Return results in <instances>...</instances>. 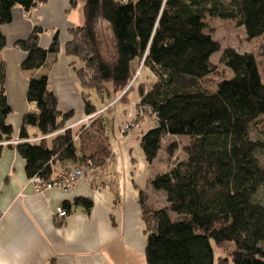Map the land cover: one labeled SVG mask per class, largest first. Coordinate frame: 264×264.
Segmentation results:
<instances>
[{
  "label": "trees",
  "instance_id": "16d2710c",
  "mask_svg": "<svg viewBox=\"0 0 264 264\" xmlns=\"http://www.w3.org/2000/svg\"><path fill=\"white\" fill-rule=\"evenodd\" d=\"M47 1L0 0V50L7 44L1 26L10 23L14 7L30 12ZM68 1L71 8L78 4ZM83 3V21L68 29L69 38L62 46L55 31L43 47L40 37L45 27L40 24H33L26 37L15 41L26 52L20 69H39L49 55L61 51L76 58L79 65L73 68L87 114L113 99L126 101L137 84L130 83L139 64L156 77L150 89L136 85L138 106L148 107L155 121L139 144L146 162L159 159L163 165L138 190L146 264H264V200L258 197L264 187V128L259 126L264 123V81L258 60V55L264 56V43L259 45L260 54L222 47L213 35L214 27L203 20L236 19L244 26L246 39L260 40L264 0ZM102 21L112 29L110 56L100 45ZM219 50L218 63L230 69L229 77L219 64L209 61ZM6 69L7 63L0 59V156L4 146L14 145L25 160L27 176L45 180L55 176L60 162L90 169L104 165L112 154L113 118L102 112L88 124L69 127L73 110L60 109L46 72L28 77L26 99L37 110L22 115L18 138L29 137L28 126L38 127L47 137L10 143L14 128L8 121L13 110L6 95ZM214 73L217 78H211ZM170 135L188 137L181 154L175 153L181 137L169 140ZM153 192H162L165 203L157 205ZM63 203L65 209L71 204L86 209L93 205L87 196ZM212 240L218 247L233 241L231 261L219 255L215 262Z\"/></svg>",
  "mask_w": 264,
  "mask_h": 264
},
{
  "label": "crops",
  "instance_id": "0c3cea01",
  "mask_svg": "<svg viewBox=\"0 0 264 264\" xmlns=\"http://www.w3.org/2000/svg\"><path fill=\"white\" fill-rule=\"evenodd\" d=\"M76 2L77 6L71 8L68 0H49L30 12L16 6L10 23L1 26L7 40L0 50V59L7 63L6 95L13 110L8 121L14 128L13 139L19 137L22 115L36 111L25 94L30 74H48L49 88L56 94L60 109L73 110L69 127L85 123L83 119L90 115L83 111L73 68L79 65L76 58L61 51L58 55H49L43 67L21 71L20 63L26 52L14 44L31 32L33 24H40L45 27L41 45L48 46L58 31L62 46L69 38L68 29L83 21L84 0ZM255 40L259 41L258 45L264 41L263 38ZM155 81L156 77L144 66L142 79L137 84L150 89ZM136 85L126 101L113 99L105 103L110 107L104 113L114 123L111 157L103 166L84 173L68 189L51 187L37 192L29 182L25 160L16 147L4 146L0 156V264H146V234L138 190L163 165L159 159L146 162L139 144L140 137L155 121L148 112L137 115L140 100ZM105 104L99 105L98 110ZM135 118L138 122L135 128L124 134L119 132L125 121ZM28 134L30 138L41 136L34 126H28ZM74 166L77 165L72 162H60L55 165V175L68 173ZM152 195L157 205L165 203L162 192ZM158 195L163 201L158 200ZM78 196L91 198L92 207L71 204L66 207L67 215L58 217L56 208L63 206L64 201L73 203Z\"/></svg>",
  "mask_w": 264,
  "mask_h": 264
},
{
  "label": "rangeland",
  "instance_id": "374dc122",
  "mask_svg": "<svg viewBox=\"0 0 264 264\" xmlns=\"http://www.w3.org/2000/svg\"><path fill=\"white\" fill-rule=\"evenodd\" d=\"M27 14V13H26ZM203 20H205L207 22L208 25L214 27V29L216 30L215 33L213 34L215 39H217L218 41L221 42L222 47L224 46H233L235 47L238 51H252L255 53L260 54L262 48L259 47L258 43L259 41L256 42L255 39L252 40H248L245 37V29L244 26H240L238 25V21L236 19H223V18H218V17H206ZM100 27L98 30V36H100V45L102 46V51L103 54L106 56H110L111 52L114 50V46H113V35H112V29L110 24H108L106 21H102L100 23ZM264 39V37H263ZM258 40V39H257ZM264 42V41H263ZM260 44V43H259ZM259 47V48H258ZM219 51H216L214 53H212L210 55L209 61L211 63H216L218 65V69L220 70H224L225 73L227 74V77H229L231 74L230 69L225 68V66L223 64L218 63L219 60V56L221 54ZM258 60L260 61L259 64V71L262 74L263 77V81H264V59L261 55H258ZM45 69H42L41 71L44 72ZM138 70V72H137ZM144 67L141 66V64H139L138 66H136V71H135V83L137 81H139V79H142V73H143ZM134 74V75H135ZM219 74L214 73V75L211 76V78H217ZM153 78V76H151ZM150 79V78H148ZM147 79H145L146 82ZM213 80H211L210 82H212ZM150 82V81H148ZM144 85V84H143ZM92 97L95 99V101H98V96L92 92ZM32 105L35 106V109L37 110V105L34 102H31ZM139 107V106H138ZM147 113V112H146ZM145 113V114H146ZM148 114V113H147ZM143 115V114H142ZM141 116V115H139ZM260 127L264 128V123L262 122L260 125ZM254 134V132H252V135ZM180 140L176 141L178 142V148L175 151L176 154H181V146L183 144L187 143V136L186 135H170L169 140H175L177 138H180ZM162 153V151H160ZM261 160L264 162V156L261 155ZM158 161V160H157ZM258 197L260 200H264V187H260L259 191H258ZM158 200L163 201V198L160 199L159 195L157 196ZM212 246H213V251L215 252V262L216 259L219 255H223L225 257H227L229 259V261H231V252L230 250L234 247L233 241H228L225 244L221 245V246H216L214 241L212 240Z\"/></svg>",
  "mask_w": 264,
  "mask_h": 264
},
{
  "label": "built area",
  "instance_id": "2783aa9c",
  "mask_svg": "<svg viewBox=\"0 0 264 264\" xmlns=\"http://www.w3.org/2000/svg\"><path fill=\"white\" fill-rule=\"evenodd\" d=\"M142 66V64H141ZM138 72V70H137ZM136 74L134 75V79H135ZM134 79L131 81L130 84H132L134 82ZM107 108V106H103L101 109L92 112L90 115L86 116L83 120L85 122V124H88L89 121L91 120L92 117H95L97 115L102 114V112L105 111V109ZM137 115H142L146 112H148L151 115V110L146 107H138L137 108ZM137 117V116H136ZM138 122L135 119L129 120V121H125V123L120 127L119 132L120 133H125L128 132L130 130H132L133 128H135L137 126ZM44 137L47 136H37V137H27L26 139H20V138H15L14 140L10 141V143L15 144L21 141H37V139H42ZM90 170V168L85 165H78L76 167L72 168V171L68 172V173H62L61 174H57L54 177L50 178V180H45L43 179L41 176H32L29 177V182H31L35 188V190L37 192H41V191H45L50 189L51 187H56L59 189H68L70 187H72L78 180V178L82 177L84 173L88 172ZM56 214L58 217H63L66 216V209L64 206H59L56 208Z\"/></svg>",
  "mask_w": 264,
  "mask_h": 264
}]
</instances>
